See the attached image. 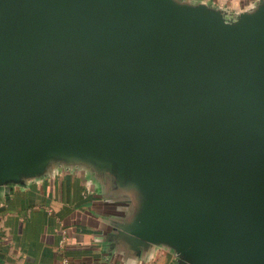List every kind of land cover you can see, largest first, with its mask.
<instances>
[{
    "label": "water",
    "instance_id": "obj_1",
    "mask_svg": "<svg viewBox=\"0 0 264 264\" xmlns=\"http://www.w3.org/2000/svg\"><path fill=\"white\" fill-rule=\"evenodd\" d=\"M60 171L123 264H264V0H0V198Z\"/></svg>",
    "mask_w": 264,
    "mask_h": 264
},
{
    "label": "crops",
    "instance_id": "obj_2",
    "mask_svg": "<svg viewBox=\"0 0 264 264\" xmlns=\"http://www.w3.org/2000/svg\"><path fill=\"white\" fill-rule=\"evenodd\" d=\"M236 15L254 0H202ZM106 208L83 173L60 171L0 198V264H123L102 242ZM132 264H177L156 248Z\"/></svg>",
    "mask_w": 264,
    "mask_h": 264
},
{
    "label": "built area",
    "instance_id": "obj_3",
    "mask_svg": "<svg viewBox=\"0 0 264 264\" xmlns=\"http://www.w3.org/2000/svg\"><path fill=\"white\" fill-rule=\"evenodd\" d=\"M63 264H69L67 261H65Z\"/></svg>",
    "mask_w": 264,
    "mask_h": 264
}]
</instances>
